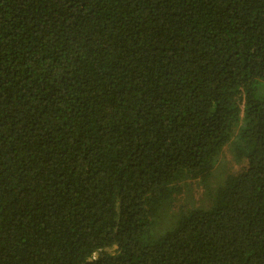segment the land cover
<instances>
[{
  "label": "trees",
  "instance_id": "1",
  "mask_svg": "<svg viewBox=\"0 0 264 264\" xmlns=\"http://www.w3.org/2000/svg\"><path fill=\"white\" fill-rule=\"evenodd\" d=\"M0 264H264V0H0Z\"/></svg>",
  "mask_w": 264,
  "mask_h": 264
},
{
  "label": "rangeland",
  "instance_id": "2",
  "mask_svg": "<svg viewBox=\"0 0 264 264\" xmlns=\"http://www.w3.org/2000/svg\"><path fill=\"white\" fill-rule=\"evenodd\" d=\"M241 167L235 163L231 151L230 146L227 145L221 157L219 158L217 165L214 170V180H220L224 179L227 175L236 174L238 171H240ZM212 188V186H211ZM192 194L194 196V202L199 203L200 206H206L208 204V198L207 197V190L199 184V182L194 183Z\"/></svg>",
  "mask_w": 264,
  "mask_h": 264
},
{
  "label": "water",
  "instance_id": "3",
  "mask_svg": "<svg viewBox=\"0 0 264 264\" xmlns=\"http://www.w3.org/2000/svg\"><path fill=\"white\" fill-rule=\"evenodd\" d=\"M107 251H110V250H107ZM99 253H97L96 255H95V258H97V257H99ZM89 261H93V260H89Z\"/></svg>",
  "mask_w": 264,
  "mask_h": 264
}]
</instances>
